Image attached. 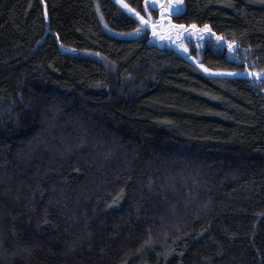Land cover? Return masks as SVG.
<instances>
[{
  "label": "trees",
  "instance_id": "1",
  "mask_svg": "<svg viewBox=\"0 0 264 264\" xmlns=\"http://www.w3.org/2000/svg\"><path fill=\"white\" fill-rule=\"evenodd\" d=\"M183 1L251 74L116 0H0V264H264V0Z\"/></svg>",
  "mask_w": 264,
  "mask_h": 264
},
{
  "label": "rangeland",
  "instance_id": "2",
  "mask_svg": "<svg viewBox=\"0 0 264 264\" xmlns=\"http://www.w3.org/2000/svg\"><path fill=\"white\" fill-rule=\"evenodd\" d=\"M119 4L129 10L132 14L137 15L128 5L123 3L120 0H116ZM150 8H154L157 10V14H153L155 11H151ZM97 12L99 19L104 27L105 31L115 37L119 38H134L138 37L142 33V29H137L131 32H121L111 28L104 15L101 11L100 5L97 4ZM147 15L141 16L137 15L139 18L143 17V25L149 31V41L151 43H156L160 46L174 48L188 59L193 61L196 64L197 61L193 57L190 52L191 44L200 45V42L206 40L208 37L213 36L212 31L204 30V27H198L195 25V28L190 26H186L183 24L175 23L173 19V15L179 13L184 9V1L183 0H148L146 4ZM183 26V27H180ZM210 29V28H209ZM219 39L218 36H216ZM229 44H232V47L229 48ZM228 55L229 57H234L236 44L228 43ZM199 66L203 69V71L207 74H223V75H249L250 71L243 72H214L202 65Z\"/></svg>",
  "mask_w": 264,
  "mask_h": 264
},
{
  "label": "snow or ice",
  "instance_id": "3",
  "mask_svg": "<svg viewBox=\"0 0 264 264\" xmlns=\"http://www.w3.org/2000/svg\"><path fill=\"white\" fill-rule=\"evenodd\" d=\"M137 15H139V14L137 13ZM140 19L143 21L144 18L141 17ZM180 27H183V26H180ZM191 27L195 28V25H192ZM203 27H204V30H206V31H210L208 25H204ZM233 43H234V42H233ZM228 46H229V48H231V47H232V44H229ZM262 71H264V70H262ZM250 74H251V73H250Z\"/></svg>",
  "mask_w": 264,
  "mask_h": 264
},
{
  "label": "bare ground",
  "instance_id": "4",
  "mask_svg": "<svg viewBox=\"0 0 264 264\" xmlns=\"http://www.w3.org/2000/svg\"><path fill=\"white\" fill-rule=\"evenodd\" d=\"M157 11V10H156Z\"/></svg>",
  "mask_w": 264,
  "mask_h": 264
}]
</instances>
